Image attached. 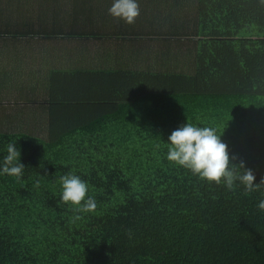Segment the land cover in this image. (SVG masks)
Here are the masks:
<instances>
[{"label":"trees","instance_id":"obj_1","mask_svg":"<svg viewBox=\"0 0 264 264\" xmlns=\"http://www.w3.org/2000/svg\"><path fill=\"white\" fill-rule=\"evenodd\" d=\"M190 2L193 37L146 21L139 5L142 27L164 36L130 37L158 44L153 65L138 53L80 79L53 72L47 137L0 132V160L13 142L25 166L19 179L0 175V264H264V186L230 191L167 159L168 136L189 122L215 128L234 162L264 179V4ZM28 29L9 28H44ZM69 173L94 211L61 201Z\"/></svg>","mask_w":264,"mask_h":264},{"label":"crops","instance_id":"obj_2","mask_svg":"<svg viewBox=\"0 0 264 264\" xmlns=\"http://www.w3.org/2000/svg\"><path fill=\"white\" fill-rule=\"evenodd\" d=\"M45 1L50 5L52 14H49V18L52 20L50 23L45 24V29L39 35L42 37H0V72L4 71L2 76L8 74L7 71L15 66L18 67L17 70L20 74H24L23 71H27L30 74V77L27 80L24 79L20 84L21 88H18V95H22L23 98H20V100L24 106L35 108L33 103L40 100L41 103L37 107L51 108V94L53 93L51 86L55 82L53 81V72L68 73L71 75L70 78L74 80L81 78L75 74L81 72V70L87 71L93 68L96 69V67L113 70L119 65H125L127 52L131 45L127 48L125 56L116 57L113 60L108 55L109 46L102 49L103 45H114V47L119 48L118 52L120 53V50H124L125 45L140 42L136 40L132 41L130 37H164L159 32H154V30L148 31L142 27L145 23L142 21L141 14L132 25L114 19L108 14L112 0ZM38 25V23L32 21L23 23L20 20H16L14 24L6 22V26L8 27L4 30H7L11 35L12 31L9 30L10 27H24L26 28L24 31H31L28 27H36ZM66 40L68 41L70 51L67 55L59 57V59L65 61L67 67L59 62H55L53 65H48L45 69L41 66L37 70L32 67H38L37 63L32 65L26 63L28 61H25L26 64L24 63L23 59L28 56L31 58L41 57L40 60L45 59L43 56L45 51L51 52V48L58 49L60 42ZM79 47H81V56L84 58V62L76 56L74 49H78ZM96 50H98L99 54L93 55V51ZM83 51L90 52V54L85 56ZM14 55L18 57V61H11ZM37 55L40 56L36 57ZM96 58L98 60H94ZM6 116L8 117V114Z\"/></svg>","mask_w":264,"mask_h":264},{"label":"rangeland","instance_id":"obj_3","mask_svg":"<svg viewBox=\"0 0 264 264\" xmlns=\"http://www.w3.org/2000/svg\"><path fill=\"white\" fill-rule=\"evenodd\" d=\"M140 1L143 2L141 5L139 4L140 7H146L144 11L146 21L150 19L151 23H153L155 26L163 23H165L167 26L168 24L179 26V31L183 30L184 33L188 31L190 37H193V23H195L194 8L192 7L190 0L180 2H176L177 0ZM186 2H188V4H186ZM50 13L52 14V11H50V5L45 0H0V37H12L10 33L4 29H7L6 22L14 24L16 20H20L23 23L32 21L39 24L38 26L34 27L36 30H41L43 28L45 29V24L50 23L52 20L49 18ZM170 17H173L174 20L171 21ZM16 28H18L20 31L25 30L24 27ZM32 37L42 36L36 35ZM182 44L184 46V43ZM129 45L131 46L129 47ZM106 46H109L108 55L112 60L116 57L120 58L123 55L125 56L127 48L129 47L126 57L127 61H125V67L127 62L130 63L128 66H131L135 62L134 54L136 55L139 53L140 56L145 57V67L148 66L150 62L153 65V55H158V53L154 54V50L158 48V44L155 43L151 45V47H153L152 49L150 45L143 43L127 44L125 45L124 50H120V53L118 52L119 48L114 47V45H103L102 49ZM182 49L183 47L180 48L177 45H174L170 51L172 53H177L176 51ZM74 50L76 51V56L78 59L83 60L84 62V58L81 56V47ZM69 51L70 47L68 46V41L66 40L64 42H60L58 49L51 48V52L45 51L43 55L45 59L40 60L41 57L31 58L28 56L27 58H24L23 61L24 63L25 61H28L26 63L31 65L37 63L39 65L38 67L32 66L37 70H39L41 66L45 69L48 65H53L55 62H59L63 66L67 67L65 61L60 60L59 57L67 55ZM83 52L85 53V56L90 54V52ZM101 52L103 51L101 50ZM98 54V50L93 51V55ZM38 56L40 55H37L36 57ZM15 60L18 61V57L14 55L11 58V61L15 62ZM94 60H98V58ZM184 63L190 65L191 59H186ZM142 65H144L143 62L140 63L139 61L138 67L141 68ZM17 69V66L9 69L7 71L8 74L5 76H2L4 71L0 72V132H26L46 138L48 133V130H46V123L48 122L47 114L43 112L41 107H37V105H40L41 103L40 100H37L35 103H33L35 109L37 110L30 106H24L22 103L20 98L23 97L22 95H18V88H21L20 84L24 81V79L27 80L30 77V74L27 71H23L24 74H20ZM31 88L33 87L31 86ZM6 114H8V117Z\"/></svg>","mask_w":264,"mask_h":264},{"label":"clouds","instance_id":"obj_4","mask_svg":"<svg viewBox=\"0 0 264 264\" xmlns=\"http://www.w3.org/2000/svg\"><path fill=\"white\" fill-rule=\"evenodd\" d=\"M264 4V0H260ZM108 14L128 25L136 22L140 15L138 0H112ZM167 159L191 171L202 180L223 185L228 190L242 186L245 194L252 193L264 186V179L256 182V176L246 167L243 160L230 157L228 146L222 141L215 128L195 126L189 122L173 130L168 136ZM6 155L0 160V175L22 177L25 166L21 152L16 144L9 142ZM61 201L72 206L77 212H92L96 201L88 196V185L78 175L69 173L61 177ZM257 208L264 212V199ZM77 219L79 217L77 216Z\"/></svg>","mask_w":264,"mask_h":264}]
</instances>
